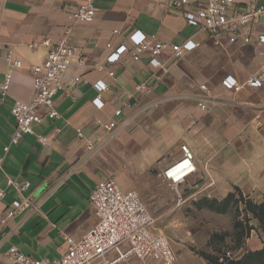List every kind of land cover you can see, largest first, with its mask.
Here are the masks:
<instances>
[{"label": "crops", "instance_id": "0c3cea01", "mask_svg": "<svg viewBox=\"0 0 264 264\" xmlns=\"http://www.w3.org/2000/svg\"><path fill=\"white\" fill-rule=\"evenodd\" d=\"M84 1L0 0V85L11 68L7 48L12 47L23 62L13 68L8 94L3 96L0 90V157L4 156L0 188L7 191L0 200V264H16L8 256L12 246L36 258L55 259L68 249L66 236L82 238L98 221L89 197L99 181L115 177L112 155L117 150L139 154L145 172L161 177L160 173L181 157L182 144H188L197 171L181 185L191 190L192 197L210 195L214 183L222 193L237 187L246 198L264 201V88L245 84L249 74L264 65V47L258 44L264 17L242 31L234 43L225 38L222 46L187 22L204 0H188L183 8L175 7V0H94L95 18L76 21L71 12ZM236 2L245 8L249 0ZM68 30L74 54L55 94L58 116H44L34 126L38 133L48 135L51 143L43 145L34 136L25 135L6 154L5 146L16 126L11 107L16 99L30 100V68L41 64L49 52L47 46L32 48L29 44L44 38L57 43ZM135 30L171 46L187 39L198 46L182 58H176L170 47L163 56L169 72L157 79L161 70L148 51L137 61L130 55L111 59L113 49L129 43ZM97 65L104 70L99 71ZM228 75L243 85L226 88L222 81ZM75 76L81 80L68 90ZM98 79L110 87L102 94V108L93 102ZM139 83L148 84L146 94L136 92ZM193 95H207L208 109L202 110ZM127 102L131 108L124 105ZM145 106L149 107L101 150L89 154L85 139L96 132L106 136L103 123L111 119L122 123ZM118 107L123 109L121 116L114 113ZM79 128L82 138L77 135ZM7 177L30 182L28 193L40 203L39 211L2 221L17 197L7 185ZM252 245L260 249L255 239Z\"/></svg>", "mask_w": 264, "mask_h": 264}, {"label": "built area", "instance_id": "2783aa9c", "mask_svg": "<svg viewBox=\"0 0 264 264\" xmlns=\"http://www.w3.org/2000/svg\"><path fill=\"white\" fill-rule=\"evenodd\" d=\"M249 0L247 6L240 7L236 0H204L203 5L187 17L190 25L196 26L208 33L216 45L234 43L237 36L246 30L255 20L264 17V1ZM188 0H175L174 6L183 8ZM97 13L94 0H85L73 8L71 14L76 21H92ZM67 35L57 43L44 38L39 42H33L30 47L40 45L47 46L49 52L41 64L33 65L30 68L33 80V94L28 101L16 99L11 107V113L16 120V126L11 135L10 141L5 146L7 154L12 145L21 142L25 135H32L36 140L49 145L51 139L48 135L38 133L35 124L41 123L44 116L55 118L58 112L55 109V94L60 87V80L73 62V49L69 41V30ZM258 44L264 47V30L258 36ZM112 47V44L108 45ZM198 43L187 39L182 44L171 46L168 42L160 40L155 36H148L141 30H135L129 35V43L121 44L113 49L111 59H119L124 55H130L137 61L141 55L148 51L157 58V65L161 70L156 75L162 79L163 75L169 72L166 60L163 58L165 52L174 50L176 58H182L192 52ZM6 60L10 69L5 73V78L0 85L3 96L7 95L12 81L13 68L21 67L23 62L16 58L15 50L8 47ZM99 71L104 67L97 65ZM80 76H75L67 85L68 90H73L80 82ZM223 85L228 89H237L240 84L237 78L232 75L226 76ZM245 84L264 88V65L246 78ZM98 95L93 102L98 108L105 104L102 94L110 87L103 79H98L95 84ZM205 88V86H202ZM135 90L138 94L144 95L148 92V84L139 83ZM199 101L202 110L208 109L209 97L207 95L191 96ZM125 106L131 108L132 104L127 102ZM150 106V105H149ZM139 109L135 114L119 123L111 119L101 125L107 135L100 132L87 137L86 146L90 155L101 150L120 131L125 129L130 122L141 114L146 107ZM115 115L123 114L122 107L115 109ZM78 137H83L82 129L77 130ZM182 155L179 159L170 164L161 173V177L167 180L173 187L180 186L187 181V178L197 171L195 154L188 144H182ZM4 156L0 157L2 167ZM6 183L12 187L17 197L5 211L2 221L15 217L17 214L26 212L28 216L40 210V203H36L31 194L28 193L31 184L29 181H19L7 177ZM7 195L4 188H0V200ZM94 206L98 221L80 239L66 236L68 245L67 251L59 258H36L23 253L18 247L12 246L8 256L16 264H121L123 261L134 257L140 260L141 264H178L177 257L169 239L154 228L155 218L146 206L140 194L134 190H125L114 178H106L99 181L89 197Z\"/></svg>", "mask_w": 264, "mask_h": 264}, {"label": "rangeland", "instance_id": "374dc122", "mask_svg": "<svg viewBox=\"0 0 264 264\" xmlns=\"http://www.w3.org/2000/svg\"><path fill=\"white\" fill-rule=\"evenodd\" d=\"M112 156L113 178L125 190L140 194L154 215L155 230L169 239L178 264H232L255 250L254 239L260 249L264 247V201L246 198L237 187L222 193L214 183L210 195L195 198L188 187H173L145 172L139 154L123 149ZM121 264L141 262L131 257Z\"/></svg>", "mask_w": 264, "mask_h": 264}, {"label": "trees", "instance_id": "16d2710c", "mask_svg": "<svg viewBox=\"0 0 264 264\" xmlns=\"http://www.w3.org/2000/svg\"><path fill=\"white\" fill-rule=\"evenodd\" d=\"M262 222L264 223V216ZM232 264H264V247L248 252L241 260L232 262Z\"/></svg>", "mask_w": 264, "mask_h": 264}]
</instances>
